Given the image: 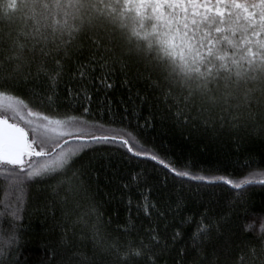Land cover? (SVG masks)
Wrapping results in <instances>:
<instances>
[{
	"label": "snow or ice",
	"instance_id": "obj_1",
	"mask_svg": "<svg viewBox=\"0 0 264 264\" xmlns=\"http://www.w3.org/2000/svg\"><path fill=\"white\" fill-rule=\"evenodd\" d=\"M116 71L137 89V109L187 140L241 149L264 138V0H0V217H10L0 264H29L18 236L26 207L50 219L43 264H264V214L246 207L264 167L249 154L239 173L179 169L142 141L151 120L94 102L95 82L110 90ZM117 152L165 173L116 177L123 222L97 197ZM167 174L197 187L169 188ZM225 188L232 199L218 198Z\"/></svg>",
	"mask_w": 264,
	"mask_h": 264
},
{
	"label": "trees",
	"instance_id": "obj_2",
	"mask_svg": "<svg viewBox=\"0 0 264 264\" xmlns=\"http://www.w3.org/2000/svg\"><path fill=\"white\" fill-rule=\"evenodd\" d=\"M100 70L97 69L95 75H100ZM114 85L110 90H105L98 81L95 82V87L99 91L94 92V102H102L108 104L113 110L119 114L126 115L128 120L134 124L139 117V123L143 124L145 119L153 122V127L146 128L143 132L142 141H150L159 148L162 153L168 154V159L171 160L179 169L191 171L195 174H206L212 171V174L223 175L227 173H239L241 165L248 159L249 154L254 157L252 167H264V138L259 134L254 136L243 148L237 149L229 142L224 140H208V139H193L187 140L176 128L162 124L159 119L153 115H149L148 107L137 109L135 93L136 88H132L124 81L123 75L116 71L109 81ZM128 108V113L124 112V108ZM127 122V120H126ZM113 166L118 167L115 174L103 169L100 173L98 199L105 202V215H110L114 221L123 222L129 214V208L124 198V189H118L117 176L123 174L127 176L132 170L145 169L148 174L157 182L163 180L165 173L157 167V171H153L154 164L147 160L125 159V157L117 152L112 157ZM103 163V161H102ZM250 170V169H249ZM111 177V182L109 181ZM168 187H175L179 190L182 186L187 190L196 189L195 182L182 181L180 178L173 177L167 174ZM218 198L221 200L232 199V196L225 188L218 189ZM134 202L140 200V193L133 189L130 193ZM154 198V197H153ZM3 191L0 190V201H3ZM246 207L253 214H264V188L255 186L254 190L247 194ZM195 204L190 200L186 205V210L194 209ZM133 219H135V203L132 208ZM4 212L3 204H0V213ZM23 220L21 221V229L19 236V254L22 260L29 264H43L46 259L47 238L44 233L50 223V219L37 212L34 208L26 207L23 212ZM241 215H245L241 210ZM10 217H0V222L5 228L8 227ZM141 219L143 214L141 213ZM147 223V220L144 221ZM251 220L245 223H251ZM196 218L186 225L185 231L191 233L195 231Z\"/></svg>",
	"mask_w": 264,
	"mask_h": 264
}]
</instances>
